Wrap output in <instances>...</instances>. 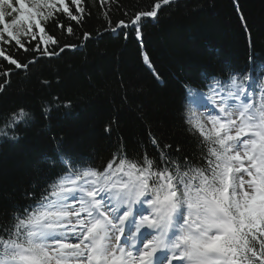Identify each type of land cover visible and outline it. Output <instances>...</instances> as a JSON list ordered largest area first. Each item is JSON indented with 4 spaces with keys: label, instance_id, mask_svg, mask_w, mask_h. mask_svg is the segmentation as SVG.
<instances>
[{
    "label": "snow or ice",
    "instance_id": "obj_1",
    "mask_svg": "<svg viewBox=\"0 0 264 264\" xmlns=\"http://www.w3.org/2000/svg\"><path fill=\"white\" fill-rule=\"evenodd\" d=\"M171 2L117 21L112 33L127 40L131 28L142 45V19H156L161 4ZM85 12L83 0H0V45L33 53L21 59L0 47V57L19 75L31 72L37 53L54 57L86 46L92 33L84 32L80 44H63L55 34L65 29L61 16L79 27ZM66 33L75 34L71 24ZM143 59L151 66L148 55ZM254 64L250 57L243 69L207 75L202 110L187 103L194 90L185 86L181 119L196 142L192 157L151 130L131 154L118 143L101 165L61 153L54 177L0 216V264H264V72ZM9 86L5 79L0 93ZM60 107L70 109L71 101L53 97L41 115ZM33 118L25 107L3 115L0 138L18 140L20 126Z\"/></svg>",
    "mask_w": 264,
    "mask_h": 264
},
{
    "label": "trees",
    "instance_id": "obj_2",
    "mask_svg": "<svg viewBox=\"0 0 264 264\" xmlns=\"http://www.w3.org/2000/svg\"><path fill=\"white\" fill-rule=\"evenodd\" d=\"M69 2V0H65ZM159 0H83L85 19L79 27L61 16L63 44H80L84 32L93 38L86 46L66 49L59 56L40 57L31 72H20L0 57V83L10 81L0 93V117L25 107L33 120L21 125L18 140L0 138V216L28 201L25 194L39 188L58 171L61 153L106 163L118 143L131 154L149 130L192 157L196 142L181 119L185 86L206 88L209 75H227L255 59L257 73L264 72V0H172L161 4L156 19H142L141 45L131 28L112 33L117 21H128L141 10H151ZM237 5L247 22L252 43L242 28ZM18 6V5H17ZM107 13V15H105ZM71 24L75 34L68 36ZM51 30V25H48ZM105 28L108 29L105 32ZM103 33L97 38L96 33ZM14 56L32 59L33 53L0 45ZM50 49L53 46H49ZM148 55L151 66L143 56ZM155 73L159 74V79ZM25 77H30L25 79ZM47 80L51 87L43 86ZM59 97L71 108H54L48 118L41 105ZM115 120L110 132L105 126ZM2 126V121H0Z\"/></svg>",
    "mask_w": 264,
    "mask_h": 264
},
{
    "label": "rangeland",
    "instance_id": "obj_3",
    "mask_svg": "<svg viewBox=\"0 0 264 264\" xmlns=\"http://www.w3.org/2000/svg\"><path fill=\"white\" fill-rule=\"evenodd\" d=\"M28 3H31V0H27ZM17 6V5H16ZM18 7V6H17Z\"/></svg>",
    "mask_w": 264,
    "mask_h": 264
}]
</instances>
